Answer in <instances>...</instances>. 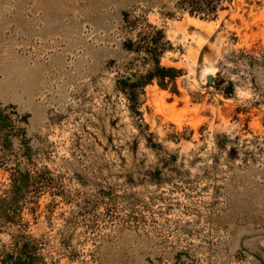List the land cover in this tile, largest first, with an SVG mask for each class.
Listing matches in <instances>:
<instances>
[{"label": "rangeland", "instance_id": "rangeland-1", "mask_svg": "<svg viewBox=\"0 0 264 264\" xmlns=\"http://www.w3.org/2000/svg\"><path fill=\"white\" fill-rule=\"evenodd\" d=\"M0 264H264V0H0Z\"/></svg>", "mask_w": 264, "mask_h": 264}, {"label": "water", "instance_id": "water-1", "mask_svg": "<svg viewBox=\"0 0 264 264\" xmlns=\"http://www.w3.org/2000/svg\"><path fill=\"white\" fill-rule=\"evenodd\" d=\"M207 79L210 81L211 80V76H208Z\"/></svg>", "mask_w": 264, "mask_h": 264}]
</instances>
